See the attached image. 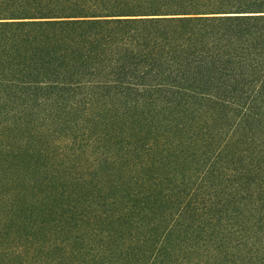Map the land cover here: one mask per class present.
<instances>
[{
    "label": "trees",
    "instance_id": "trees-1",
    "mask_svg": "<svg viewBox=\"0 0 264 264\" xmlns=\"http://www.w3.org/2000/svg\"><path fill=\"white\" fill-rule=\"evenodd\" d=\"M0 264H264V0H0Z\"/></svg>",
    "mask_w": 264,
    "mask_h": 264
}]
</instances>
